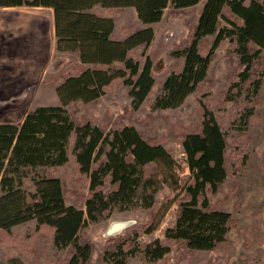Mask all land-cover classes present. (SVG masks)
Masks as SVG:
<instances>
[{"label":"trees","instance_id":"1","mask_svg":"<svg viewBox=\"0 0 264 264\" xmlns=\"http://www.w3.org/2000/svg\"><path fill=\"white\" fill-rule=\"evenodd\" d=\"M201 0H0V6H44L54 13L56 50L75 53L80 63L57 86L61 104L38 105L29 110L21 123H0V228L36 219L49 227L58 248L75 246L70 264H88L92 246L78 242L80 229L88 222L110 217L114 209L126 210L155 204L159 181L148 176L147 166L161 162L170 185L177 191L179 211L165 238L142 243L130 240L141 233H153L152 221L137 223L134 236L118 235V250L105 256L108 264H126L127 258L142 250L151 261L163 258L173 243H184L191 250H212L226 241L231 214L211 206L210 194L216 193L228 175L226 134L222 122L211 109H204L198 129L182 136L187 166L182 167L160 140H146L137 128L122 125L106 131L90 121L76 124L66 105L75 100H96L114 84L130 87L132 107L137 109L150 95L156 82L153 60L147 49L155 38L153 23L160 21L169 5L184 8ZM190 44L172 50L184 56V64L171 71L161 84L152 103L155 109L174 108L206 80L215 49L230 39L236 44L241 68L239 80L232 82L227 98L241 94V83L249 81L253 96L258 95L262 77L251 79L253 63L264 48V0H203ZM103 8L100 13L94 10ZM115 7H134L140 21L138 29L127 28L113 38ZM225 24L219 26L220 21ZM216 34L212 47L204 53L206 37ZM141 46L145 60L134 50ZM250 94V95H251ZM245 117L254 113L248 96ZM74 136L73 155L81 173L90 181L86 209L68 204L62 181L50 174L32 177L35 190L24 187L29 171L55 167L68 162V145ZM185 173V171H187ZM178 171L183 172L179 176ZM169 172V174H168ZM163 177V181H169ZM161 180V181H162ZM130 242V243H129Z\"/></svg>","mask_w":264,"mask_h":264},{"label":"rangeland","instance_id":"2","mask_svg":"<svg viewBox=\"0 0 264 264\" xmlns=\"http://www.w3.org/2000/svg\"><path fill=\"white\" fill-rule=\"evenodd\" d=\"M204 1L184 8L169 5L163 17L153 26L155 38L146 54L153 60L155 84L150 95L137 109L132 107L130 87L114 84L112 89L96 100H75L66 105L76 124L92 122L106 131L122 125L132 124L146 140H160L171 150L178 164L187 166L182 136L202 123L204 109H211L222 122L226 134L228 175L216 193L210 194L211 206L231 214L226 241L212 250H191L184 243H173L171 250L161 259L151 261L140 249L128 256L126 264H264V48L252 65L250 78L262 77V85L256 96L251 94L249 81L241 83V94L234 99L226 93L241 68L236 44L230 39L218 46L209 64L206 80L192 92L184 103L174 108L155 109L152 103L167 75L184 64V56L172 55V50L190 44L199 18V9ZM94 10L103 12V8ZM33 13L39 24V37L29 42L36 32L25 33L20 16ZM111 14L116 20L113 38H120L127 28L138 29L140 21L134 7H115ZM0 123H21L25 114L38 105L61 104L57 86L64 77L72 73L80 63L75 53L56 50L54 17L51 9L17 7L0 8ZM1 21H5L2 22ZM19 21V22H18ZM225 24L220 21L219 26ZM216 34L206 37V53L213 45ZM140 60H145L142 47L134 50ZM251 94V95H250ZM248 96L253 99L254 113L246 119ZM74 136L68 145L69 160L55 167H39L30 170L24 178L27 191L35 190L32 177L50 174L61 179L65 200L86 209V198L90 193L89 177L81 173L73 155ZM148 176L159 181L152 207L142 206L114 209L110 217L99 221H88L79 231L78 242L90 243L91 258L88 264H108L106 255L118 250L120 240L110 239L118 235L134 236L132 226L152 221L153 233H141L130 240L138 248L142 243L156 238L164 239L166 228L176 222L179 203L172 175L166 176L165 166L158 162L147 166ZM185 171V173H187ZM183 176V172H177ZM170 175L172 177H170ZM169 181H163V177ZM163 179V180H162ZM162 180V181H161ZM127 224L114 233L108 230L113 222ZM129 242V243H130ZM138 244V245H137ZM73 244L58 248L53 241L52 230L39 225L36 219L15 225L10 231L0 228V264H70Z\"/></svg>","mask_w":264,"mask_h":264},{"label":"crops","instance_id":"3","mask_svg":"<svg viewBox=\"0 0 264 264\" xmlns=\"http://www.w3.org/2000/svg\"><path fill=\"white\" fill-rule=\"evenodd\" d=\"M17 7H34V8H40V9L48 8V9H51L52 12H53V9L51 7H44V6H26V5H23V6H10V7H2V6H0V8L3 9V10L15 9ZM202 7L203 6H201V8ZM200 9H199V11H200ZM53 17H54V13H53ZM16 19L23 20V22H24L23 30H24L25 33H31L32 34L33 32H36L35 33L36 36H34V34H33L32 37H31V41L29 42L30 46H32L31 44L34 41L33 39H35V38L38 39V37H39V29H40V27H39V24L37 23V17L33 13L30 14V13H26L25 12V14L23 16H20L19 18H16ZM2 22H5V21H1V23ZM154 24L155 23H153L152 25H154ZM54 33H55V27H54ZM55 44H56V42H55Z\"/></svg>","mask_w":264,"mask_h":264},{"label":"bare ground","instance_id":"4","mask_svg":"<svg viewBox=\"0 0 264 264\" xmlns=\"http://www.w3.org/2000/svg\"><path fill=\"white\" fill-rule=\"evenodd\" d=\"M127 223L125 221H116L113 222L112 225L110 226L108 233H114L116 231H119L120 229H122Z\"/></svg>","mask_w":264,"mask_h":264}]
</instances>
